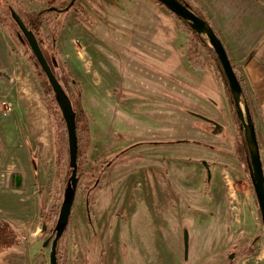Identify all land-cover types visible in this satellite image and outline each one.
Wrapping results in <instances>:
<instances>
[{
  "label": "rangeland",
  "instance_id": "rangeland-1",
  "mask_svg": "<svg viewBox=\"0 0 264 264\" xmlns=\"http://www.w3.org/2000/svg\"><path fill=\"white\" fill-rule=\"evenodd\" d=\"M63 1L6 0L23 18ZM75 15H60L64 28L56 48L68 85L75 80L81 86L79 106L89 114L92 144L59 264H186L185 231L187 264H264L261 213L237 152L238 125L218 63L204 55V69L195 73L185 59L187 40L176 47L173 23L155 9H115L114 18L102 11L104 19L82 24L99 41ZM43 34L50 43L46 25ZM95 51L117 70L100 67ZM0 70L9 76L0 77V128L24 150H51L47 163L35 160L34 185L16 189L0 172V192L8 188L11 200L0 203V264H50L52 242L48 248L43 243L56 227L70 174L57 175L40 80L1 24ZM202 118L224 126L225 136H215ZM126 152L93 194L89 218L85 189ZM203 162L210 165V182ZM245 249L251 253L242 258ZM232 250L237 258L230 262Z\"/></svg>",
  "mask_w": 264,
  "mask_h": 264
},
{
  "label": "water",
  "instance_id": "water-1",
  "mask_svg": "<svg viewBox=\"0 0 264 264\" xmlns=\"http://www.w3.org/2000/svg\"><path fill=\"white\" fill-rule=\"evenodd\" d=\"M76 1L77 0H73L70 6L66 8V11L72 7ZM157 1L165 6L169 11L174 13L177 17L189 23L192 30L202 37L204 43L210 47L216 55L219 74L222 77L226 88L230 91L232 102L236 110V120L239 123L240 131L244 134V149L246 155V162H243L244 168L248 173L249 180L255 192L256 200L261 213L264 232V161L262 158L261 147L257 137L251 107L244 87L229 58L227 50L213 26L206 19L199 16L191 8L189 3L181 0ZM50 10L55 11L56 8H52ZM10 16L15 25L18 27L20 37L29 44V47L37 60L40 71L45 76L47 83L51 88L52 94L62 112L68 132L69 167L72 172L66 183L63 203L56 227L51 230L52 236L49 239H46L43 243V248H48L51 239L54 237L52 242L50 264H58L59 241L69 226L81 179L78 161L79 146L77 136V112L70 96L68 79L57 57L56 44L50 47V43L45 37H37L33 29L28 27L19 13H17L12 7L10 10ZM0 77L9 78L7 73L2 70H0ZM202 119L213 125V129H211L213 134H216V132H224L225 128L222 125L206 120L205 118ZM0 155H2L1 149ZM203 165L208 173V182H210L212 178L210 165L208 162H203ZM13 178L15 179V183H13V181L11 182V185L16 189H22L24 187V183L20 173H15ZM2 224L3 222L0 221V225ZM46 231L47 227L43 226L42 232L45 233ZM188 253L189 233L188 231H185L186 264L188 261Z\"/></svg>",
  "mask_w": 264,
  "mask_h": 264
},
{
  "label": "crops",
  "instance_id": "crops-1",
  "mask_svg": "<svg viewBox=\"0 0 264 264\" xmlns=\"http://www.w3.org/2000/svg\"><path fill=\"white\" fill-rule=\"evenodd\" d=\"M67 1L65 0L61 4H65ZM81 2H85L82 9H87L96 22L104 19L102 11L107 12L109 10V15L111 13V17L114 18L116 17L114 15L115 9L122 13H127L128 10L132 9L138 10L141 7L155 9L159 11L161 16H164L169 24L170 22L173 23L174 38L172 42L175 46L185 47L187 39L179 31L176 18L166 8L156 4L153 0H79V4ZM195 2L203 10L207 20L219 35L235 70L241 75L264 161V0H195ZM79 26L84 29L82 24ZM84 31L88 33L85 29ZM88 34L92 36L90 33ZM92 37L99 41L96 36ZM165 37L172 40L169 34H165ZM94 55L100 67L101 65L102 67L105 66L111 73L117 70L112 61L109 60V64H106L102 61L103 58L99 57L101 56L99 53L96 52ZM185 59L189 67L192 68L187 55ZM192 70L194 69L192 68ZM194 71L201 73L203 70ZM110 88L111 83H109V90ZM5 132V129L0 128L2 140L0 172L9 177L10 183L15 180L14 174L20 173L25 186L34 185L39 169L35 160L37 159L39 163L42 162L41 164L47 163L50 159L51 150L35 151L28 147L24 150L16 138L10 140ZM7 189L0 192V203L11 201L9 189ZM10 221L15 224L14 218H10ZM17 224L18 222H16Z\"/></svg>",
  "mask_w": 264,
  "mask_h": 264
},
{
  "label": "trees",
  "instance_id": "trees-1",
  "mask_svg": "<svg viewBox=\"0 0 264 264\" xmlns=\"http://www.w3.org/2000/svg\"><path fill=\"white\" fill-rule=\"evenodd\" d=\"M153 1L156 4L163 6L157 0H153ZM181 1H186L187 3H189L191 8L199 16L207 20L203 10L198 7L195 0H181ZM9 8L11 7L10 6L7 7L4 3L0 5V24L3 25L8 30L11 36L16 37V40L24 49V55L26 56L31 66H33V68L35 69L37 77L40 80L41 87L45 95L46 107L49 112V117L51 121V128H52L53 139H54V144H55V167H56L55 169H56L57 175L58 177H61L64 174L66 169L69 170V174L71 175L72 170L69 167L68 132L66 128V123L63 119L62 112L52 94L51 88L48 85L45 76L40 71L37 60L32 50L30 49L29 44L27 43V41L23 40L20 37V32L18 30V27L14 25V23L11 22L10 20L11 17L9 15V10H10ZM170 13L176 17V19L181 24L182 31L188 36L187 44H186V51H187V56L191 64V67L194 70L204 69V63H203L204 55H209L216 63H218L216 60V55L214 51L204 43L202 37L198 33L192 30L189 23L177 17L171 11ZM77 17H78V21L80 24H83L86 22L94 23V18L85 9L77 10ZM59 18H60L59 15H57L56 13L45 11V12H40V13H27L26 18H23V19L25 20L28 27L32 28L35 34L37 35V37H40V38L45 37L43 34V28L45 25L48 26L50 33H51V37H52V41L50 42V47H52L54 44L57 45L61 30L62 28H64V25L62 24V22H60ZM57 55L59 58L60 56L59 51H57ZM61 66L63 67V64H61ZM237 75L242 83L241 75L238 72H237ZM220 79H222L221 76H220ZM71 82H72L71 83L72 87L70 88V86L69 85L68 86H69L71 99L74 103V107L77 112V136H78V146H79L78 161H79V171L81 172V176H82L83 167L86 162V156L88 155L91 144H92V135H91V128H90L89 114L84 108H81L79 106V103H81L83 100V92H82L81 86L75 80ZM227 94H228V98L230 102L232 115L234 117L236 124L238 125L237 126L238 127L237 128V132H238L237 152L239 154L240 160L242 162H245L246 155H245V149H244L245 147L244 134L239 129V123L236 120V110L234 108L232 97H231V94L228 88H227ZM204 127L211 130L212 125L206 122ZM122 156L123 154L118 155L113 161H108L106 163L108 168L102 167L100 169V173L98 174V177L96 178L93 186L85 189L87 211L89 214V218L91 217V210H90L91 206L95 203L93 200V194L101 190L102 188L101 184H102L103 177L105 176V173L108 171L109 167L113 166L116 162H118L119 158H121ZM60 193L64 194V190H62V192ZM257 240L259 239L257 238ZM250 253H251V250L245 249L240 253V256L244 258Z\"/></svg>",
  "mask_w": 264,
  "mask_h": 264
},
{
  "label": "flooded vegetation",
  "instance_id": "flooded-vegetation-1",
  "mask_svg": "<svg viewBox=\"0 0 264 264\" xmlns=\"http://www.w3.org/2000/svg\"><path fill=\"white\" fill-rule=\"evenodd\" d=\"M72 1L73 0H68L65 4H60V5H57V6H55V7H51V6H48V7H46L45 9H43V10H38V11H34V13H40V12H45V11H49V12H52V13H56L57 15H59V17H60V15L62 14V13H66V14H68V13H70L71 11H75V13H76V16H77V10H81L82 8H80V4H79V0H77L75 3H74V5L72 6V7H70L67 11H66V8H68L69 6H70V4L72 3ZM5 4L7 7L8 6H10L7 2H6V0H5V2H4V0H0V5L1 4ZM10 7H12V6H10ZM52 8H56V10L55 11H52V10H50V9H52ZM10 10H11V8H9ZM15 10V9H14ZM17 12V11H16ZM21 16V15H20ZM22 17V16H21ZM23 19V18H22ZM24 20V19H23ZM59 20H60V18H59ZM24 22H25V20H24ZM26 23V22H25ZM224 127V126H223ZM225 128V127H224ZM212 129H213V125H212ZM225 131H226V129L224 130V132H222V133H219V132H216V134H214L215 136H217V137H223V136H225ZM238 138V137H237ZM238 140V139H237ZM236 143H237V141H236ZM133 147H135V146H133ZM132 147V148H133ZM127 150V149H126ZM128 152H126L125 154H123V156L124 155H126ZM1 156L2 155H0V160H1ZM112 161V160H111ZM245 162H246V159H245ZM113 164V163H112ZM206 174H207V176H208V173H207V170H206ZM63 196H64V194H63ZM65 234V233H64ZM64 236V235H63ZM63 236H62V238L60 239V241H59V243H60V245H58V264H59V261H60V258H61V241H62V239H63ZM50 238V237H49ZM49 238H47V239H49ZM45 242V241H44ZM51 242H53V238L51 239ZM50 242V243H51ZM50 246V245H49ZM235 258H237V252H236V250H232V253H230L229 254V259H230V262L231 261H233V260H235Z\"/></svg>",
  "mask_w": 264,
  "mask_h": 264
},
{
  "label": "bare ground",
  "instance_id": "bare-ground-1",
  "mask_svg": "<svg viewBox=\"0 0 264 264\" xmlns=\"http://www.w3.org/2000/svg\"><path fill=\"white\" fill-rule=\"evenodd\" d=\"M26 215V213H24L22 216H25Z\"/></svg>",
  "mask_w": 264,
  "mask_h": 264
}]
</instances>
